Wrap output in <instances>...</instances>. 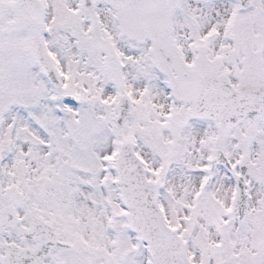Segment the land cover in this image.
<instances>
[{"label": "snow or ice", "instance_id": "1", "mask_svg": "<svg viewBox=\"0 0 264 264\" xmlns=\"http://www.w3.org/2000/svg\"><path fill=\"white\" fill-rule=\"evenodd\" d=\"M0 264H264V0H0Z\"/></svg>", "mask_w": 264, "mask_h": 264}]
</instances>
